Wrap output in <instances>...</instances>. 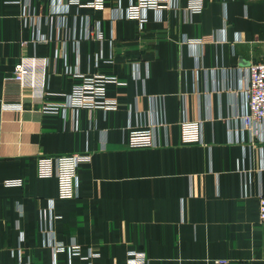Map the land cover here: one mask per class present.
I'll use <instances>...</instances> for the list:
<instances>
[{
	"label": "crops",
	"instance_id": "0c3cea01",
	"mask_svg": "<svg viewBox=\"0 0 264 264\" xmlns=\"http://www.w3.org/2000/svg\"><path fill=\"white\" fill-rule=\"evenodd\" d=\"M66 1L0 0V264H124L130 250L145 251L144 264H264V129L228 131L242 70L264 57V0H203L191 21L147 10L142 28L125 16L129 0H106L104 9ZM96 22L102 42L85 37ZM20 60L37 75L23 86L18 113L2 102L20 91L12 77ZM97 74L125 83L106 84L116 110H42ZM151 95L163 97L155 103L167 144L129 147L128 126L154 118ZM197 118L205 145L181 143L179 122ZM84 151L92 157L78 167L77 195L58 198L55 177L37 176V156ZM16 178L20 186H3ZM48 200L59 218H49ZM48 230L99 256L54 255Z\"/></svg>",
	"mask_w": 264,
	"mask_h": 264
},
{
	"label": "built area",
	"instance_id": "2783aa9c",
	"mask_svg": "<svg viewBox=\"0 0 264 264\" xmlns=\"http://www.w3.org/2000/svg\"><path fill=\"white\" fill-rule=\"evenodd\" d=\"M105 4L106 0L66 1L67 7L74 5L77 7L104 9ZM166 9L172 10L175 13H183L185 21H191L193 15L199 14L202 11L203 0H186L184 5L181 3V0H129L125 10V16L136 20L139 28H142L146 22L147 10H153L157 14L158 20H160L162 11ZM85 37L93 38L100 42L103 41L104 34L98 22L95 23L94 28L86 27ZM183 42L195 44L200 49L204 45L201 37L191 38L185 35L183 36ZM242 71L246 83L239 91L241 107L240 110H236L233 113L234 125L233 127L232 125L229 126L228 131L230 135L231 133H238V131L240 133L248 131L252 135H257L264 129V57L257 62L249 63ZM36 75L37 73L34 70L33 63L26 60H20L15 63L12 77L20 91L16 98L2 102L3 110L18 113L23 110L22 88L29 78L35 77ZM109 82L118 85L125 84L115 76L97 74L84 77L72 85L71 91L64 94V99L61 102H46L42 106V110L44 112L59 113L60 115H65V111L68 109L76 112L79 108H101L105 111H114L118 107V101L115 98L106 96V84ZM150 97L154 103V118L147 125L128 126V131L125 135V144L129 147H159L167 144V141L163 140L160 136V130L165 128L167 124L163 116L158 114L155 103V101L162 103L163 97L160 95H151ZM203 122L204 120L200 118L194 120L182 119L178 124L181 143L205 145L203 139ZM91 157L92 154L88 151L53 156L38 155L36 158V173L40 178L55 177L58 198L70 199L77 195L78 167L84 163H89ZM2 184L5 187L20 186L22 180L19 178L5 179L2 181ZM47 203L49 218L51 220L59 218V215H54L52 212V200H48ZM258 215L260 222L264 223V195L262 194L258 198ZM41 228L44 229L42 224ZM43 233L48 234V245L51 246L54 255L65 252L69 256L77 257L83 261H88L99 256V252L91 247L86 252H83L81 246L74 241L65 243L55 239L52 230ZM22 238V235H20V241ZM20 251L21 248L18 247L19 256H21ZM147 259L148 257L145 251L130 250L126 254L124 264H144ZM212 263L230 264V260L227 258H215Z\"/></svg>",
	"mask_w": 264,
	"mask_h": 264
}]
</instances>
